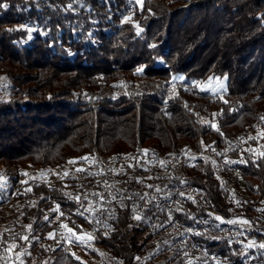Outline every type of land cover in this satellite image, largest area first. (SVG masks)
Returning <instances> with one entry per match:
<instances>
[{
	"label": "trees",
	"instance_id": "obj_1",
	"mask_svg": "<svg viewBox=\"0 0 264 264\" xmlns=\"http://www.w3.org/2000/svg\"><path fill=\"white\" fill-rule=\"evenodd\" d=\"M223 79L220 94L199 88ZM262 117L264 0H0V264H84L54 242V220L90 229L114 264H198L175 219L219 264H264L259 236L237 241L214 213L249 219L227 181L264 206ZM180 150L212 156L171 171L211 210L184 203L152 233L124 206L98 232L89 206L64 198L94 188L107 161L128 187L162 191L144 164L170 167ZM73 159L89 164L51 185L22 170Z\"/></svg>",
	"mask_w": 264,
	"mask_h": 264
},
{
	"label": "built area",
	"instance_id": "obj_2",
	"mask_svg": "<svg viewBox=\"0 0 264 264\" xmlns=\"http://www.w3.org/2000/svg\"><path fill=\"white\" fill-rule=\"evenodd\" d=\"M133 2L135 0H132ZM197 160H213L206 150L200 151H178L170 167L162 165L159 168L151 164H144V170L158 183L163 185L162 191L145 195L140 191L128 187L120 178L99 173L96 176L97 185L94 188L78 189L73 193H65L64 198L76 207L83 204L89 206L94 213L95 229L104 232L108 224L117 218L118 210L124 206L132 207L141 214L147 229L155 233L159 230V222L164 214H172L184 203H188L196 209H208L203 194L187 183L177 182L171 175V171L182 165H192ZM82 174V172H80ZM221 178L226 179L224 176ZM231 200L235 206L249 208L248 220H229L217 213V218L231 232L238 241L241 234L258 235L260 244H264V206L256 204L254 198L243 189L237 188L235 182L227 181ZM56 208L58 206L56 205ZM213 211V210H212ZM232 221V222H230ZM247 221L248 223H244ZM62 220H54L55 227L53 240L61 243L65 238V228ZM173 234L178 246L182 251L192 252L199 259L198 264H215L218 257L209 253L194 239L195 228L185 225L178 219L173 221Z\"/></svg>",
	"mask_w": 264,
	"mask_h": 264
},
{
	"label": "rangeland",
	"instance_id": "obj_3",
	"mask_svg": "<svg viewBox=\"0 0 264 264\" xmlns=\"http://www.w3.org/2000/svg\"><path fill=\"white\" fill-rule=\"evenodd\" d=\"M137 1V0H135ZM139 3V2H138ZM190 1H186L185 5ZM227 82L223 80H207L200 84L199 88L211 94H220L226 91ZM70 161H72L70 163ZM69 163L63 169H47L41 170L39 168H31L26 166L23 168L27 178H36L40 183L45 185H51L54 182L64 180L65 178L72 177L78 172H83L85 167L88 166V162L80 161L79 159L70 160ZM107 173L109 176H116L117 171L121 169V166L114 161H107ZM104 173V172H101ZM5 178L0 168V185L1 179ZM0 208V212H1ZM65 228L64 245L68 251L82 263L90 264H114L110 259L106 257L101 248L94 242V233L85 227H82V233H76L66 221L63 222ZM1 233V227H0ZM215 264H219L218 261Z\"/></svg>",
	"mask_w": 264,
	"mask_h": 264
},
{
	"label": "snow or ice",
	"instance_id": "obj_4",
	"mask_svg": "<svg viewBox=\"0 0 264 264\" xmlns=\"http://www.w3.org/2000/svg\"><path fill=\"white\" fill-rule=\"evenodd\" d=\"M137 2H139V3H142V0H137ZM30 31V30H29ZM138 71H142V69H139ZM262 119H264V117H262ZM145 152L147 151V150H144ZM262 155H264V154H262ZM72 161H70V163H71ZM137 219H139V217H137ZM217 219H219V217L217 218ZM230 222H232V221H230ZM244 223H248L247 221H244ZM260 247L261 248H264V244H261L260 245Z\"/></svg>",
	"mask_w": 264,
	"mask_h": 264
}]
</instances>
